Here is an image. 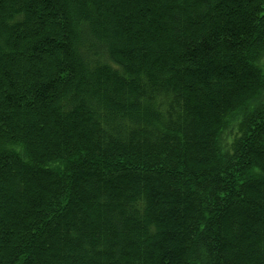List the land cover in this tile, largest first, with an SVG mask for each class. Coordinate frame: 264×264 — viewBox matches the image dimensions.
I'll list each match as a JSON object with an SVG mask.
<instances>
[{
  "label": "trees",
  "instance_id": "16d2710c",
  "mask_svg": "<svg viewBox=\"0 0 264 264\" xmlns=\"http://www.w3.org/2000/svg\"><path fill=\"white\" fill-rule=\"evenodd\" d=\"M264 0H0V264H264Z\"/></svg>",
  "mask_w": 264,
  "mask_h": 264
},
{
  "label": "rangeland",
  "instance_id": "374dc122",
  "mask_svg": "<svg viewBox=\"0 0 264 264\" xmlns=\"http://www.w3.org/2000/svg\"><path fill=\"white\" fill-rule=\"evenodd\" d=\"M262 63H263V65H264V57H263V59H262Z\"/></svg>",
  "mask_w": 264,
  "mask_h": 264
}]
</instances>
